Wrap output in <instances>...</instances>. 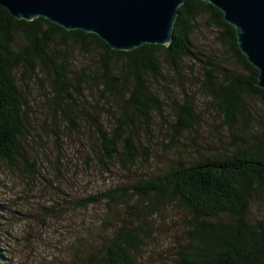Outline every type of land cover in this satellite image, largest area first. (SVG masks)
<instances>
[{"label":"trees","instance_id":"obj_1","mask_svg":"<svg viewBox=\"0 0 264 264\" xmlns=\"http://www.w3.org/2000/svg\"><path fill=\"white\" fill-rule=\"evenodd\" d=\"M198 21L215 27L218 44L237 64L232 72L218 74L215 64L207 61L197 86L221 116L226 142L202 157L175 159L164 171L127 187L85 196L77 206L103 200L129 203L151 214L157 204L178 203L186 212V228L168 264H264V214L250 213L253 204L264 213V90L255 83L257 70L237 48L234 28L209 2L184 0L177 7L166 46L145 43L129 50H113L91 32L66 30L40 16L16 19L0 6V157L10 162L20 155L25 103L14 73L24 83L40 71L48 76L53 96L65 97L71 88L62 53L74 46L95 56L97 72L86 77L96 81L100 93L116 106L109 129L95 122L99 160L133 165L140 146L138 127L147 125L150 113L161 108L149 83L158 81L162 66L176 73L177 63L192 54L190 34ZM84 77L77 79L86 82ZM255 102L262 108L260 117L251 109ZM172 108L171 142L189 130L196 118L193 104L184 95ZM80 109L62 110L70 125L93 115ZM239 120L245 129L237 133ZM141 149L147 155L145 147ZM138 242L135 226L119 224L96 252L87 249L81 259L88 264H133ZM0 264L5 263L0 260Z\"/></svg>","mask_w":264,"mask_h":264},{"label":"rangeland","instance_id":"obj_2","mask_svg":"<svg viewBox=\"0 0 264 264\" xmlns=\"http://www.w3.org/2000/svg\"><path fill=\"white\" fill-rule=\"evenodd\" d=\"M198 22L190 34L192 54L177 63L176 73L162 66L158 81L149 83L161 100V108L150 113L147 125L138 127L140 146L131 166L122 167L115 159L99 160L95 122L109 129L116 106L100 93L96 81L86 77L97 72L90 51L73 46L62 53L71 89L60 99L53 96L44 73L36 71L24 83H19L14 73L25 103L24 130L19 137L20 155L10 162L0 157L1 262L88 264L81 259L85 250L96 252L119 224L136 227L139 242L133 264H168L173 260L175 246L182 241L186 228V212L178 203L157 204L150 214V210L131 208L129 203L106 204L102 200L79 207L77 201L127 187L164 171L175 159L199 158L224 145L227 131L221 116L197 86L207 61L215 64L218 74L222 70L232 72L237 64L218 44L215 27ZM83 76L86 82L77 79ZM182 95L193 104L196 118L189 130L171 142L172 106L181 102ZM252 105L253 113L260 117L261 106L256 102ZM73 108L93 115L70 125L62 110ZM244 129L239 120L237 133ZM250 213L253 217L264 214L254 204Z\"/></svg>","mask_w":264,"mask_h":264},{"label":"water","instance_id":"obj_3","mask_svg":"<svg viewBox=\"0 0 264 264\" xmlns=\"http://www.w3.org/2000/svg\"><path fill=\"white\" fill-rule=\"evenodd\" d=\"M184 0H0L12 17H43L71 30L97 35L113 50L142 44L166 46ZM215 6L234 28L238 50L257 70L264 90V0H203Z\"/></svg>","mask_w":264,"mask_h":264}]
</instances>
